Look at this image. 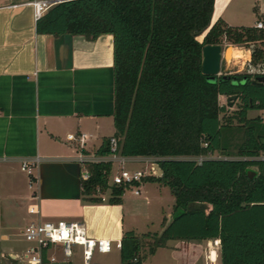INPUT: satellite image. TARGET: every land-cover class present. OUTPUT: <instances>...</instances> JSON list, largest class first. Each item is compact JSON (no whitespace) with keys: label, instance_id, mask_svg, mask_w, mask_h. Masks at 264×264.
<instances>
[{"label":"trees","instance_id":"obj_1","mask_svg":"<svg viewBox=\"0 0 264 264\" xmlns=\"http://www.w3.org/2000/svg\"><path fill=\"white\" fill-rule=\"evenodd\" d=\"M214 0H65L36 20L38 33L113 37L114 136L120 154L154 158L156 179L170 188L172 215L160 233L126 230L120 264H140L143 237L149 254L169 240L219 239L220 264H264V83L235 71L215 80L202 73L205 44L251 46L250 65L264 67V29L232 27L217 19ZM200 42L197 36L207 28ZM235 108L228 110L219 96ZM109 152L105 140L98 154ZM218 153V158L210 157ZM201 157V160H197ZM255 168L253 176L248 170ZM80 180L83 200L100 203L96 187L110 189V204L123 186H108L109 163H91ZM45 252L43 263H46Z\"/></svg>","mask_w":264,"mask_h":264},{"label":"crops","instance_id":"obj_2","mask_svg":"<svg viewBox=\"0 0 264 264\" xmlns=\"http://www.w3.org/2000/svg\"><path fill=\"white\" fill-rule=\"evenodd\" d=\"M32 1L0 0V264H25L12 256L27 246L23 227L37 220L84 222L90 237L110 241L109 250L95 248L91 264H120L123 232L141 231L131 222L126 225L123 197L118 204L83 200V166L78 161L80 153L98 154L115 132L113 37L101 34L90 40L83 35L38 33ZM217 19L232 27H255L257 20L264 22V0H214L211 22ZM251 46H235L246 56L238 71L250 65ZM79 133L86 134L83 148L67 139L68 134ZM33 158L38 162L29 187L20 163ZM30 205H36L39 214L28 213ZM216 240H169L162 248L211 257L210 251L219 253ZM59 249L53 245L47 257L83 264L80 246H74L69 257L58 254Z\"/></svg>","mask_w":264,"mask_h":264},{"label":"built area","instance_id":"obj_3","mask_svg":"<svg viewBox=\"0 0 264 264\" xmlns=\"http://www.w3.org/2000/svg\"><path fill=\"white\" fill-rule=\"evenodd\" d=\"M62 1L65 0H33L30 3L32 6L33 19L36 21L45 13L48 8ZM255 27L264 29V22L262 20H257ZM248 62H250V60ZM67 139L71 141H77L79 147L83 148V144L86 140V134H68ZM108 141L109 152L107 154H79L78 161L83 166V170L80 174L81 180H86L90 176V172L87 169L88 164L98 162L109 163L111 169L107 175L108 186H123L124 188L131 189L133 194L138 195V185L143 181L144 178L147 176H159L158 170L156 168V165L158 164L154 158L147 159L150 160L149 171L147 173H144L138 169H128L125 165L127 162L139 161L143 158L140 159L133 156H124L120 154L118 138L114 135L110 136ZM255 158L264 160V150L261 151ZM37 162L38 159L33 158L23 159L20 163L21 171L25 172L29 177V187H32L34 182L33 169L35 168ZM96 191V195L101 197L102 200H105L103 195L104 191H101L99 186L96 187ZM33 197H35L34 194ZM28 213L39 214L38 207L36 205H30L28 207ZM21 234L24 240L27 242V246L20 252L19 255L12 256V259L20 260L24 263L25 261H28L29 264H44V252L46 259H49L47 262L53 261L54 258L47 257V255L50 248L56 244L61 246L62 253L67 257L72 255V249L74 246H80L83 264H91L93 252L96 247L102 250L110 249L109 240L95 239L90 237L87 234L84 222L81 221H32L23 227ZM215 244H219V242H215ZM118 246H120V244H118ZM209 261L210 264H213L215 259L213 260L211 257H209Z\"/></svg>","mask_w":264,"mask_h":264},{"label":"rangeland","instance_id":"obj_4","mask_svg":"<svg viewBox=\"0 0 264 264\" xmlns=\"http://www.w3.org/2000/svg\"><path fill=\"white\" fill-rule=\"evenodd\" d=\"M222 51H225L231 47H243L244 45H234L229 43L226 40L222 41ZM236 48V47H235ZM240 49V48H237ZM245 60L244 56L237 57L234 60H231L230 63H227L226 58H221L220 63V72L221 74L232 73L238 71L241 61ZM240 71L253 72V73H263L264 67L253 65H244ZM219 102L224 104L228 110H231L234 107L233 103L229 101L226 97L219 98ZM260 115L264 120V111L260 110H250L248 112V117H253ZM111 132V131H110ZM109 132V133H110ZM221 155L218 153L212 154L210 157L218 158ZM201 158H197L199 160ZM150 160H139L132 163H127L126 167L128 169H138L144 173L149 171ZM255 170L254 167L251 168ZM115 170V169H114ZM140 190V195H134L132 190L129 188L124 189L122 197L125 202V222L128 225L130 222L133 225H136L139 231L147 233L160 232L161 221L166 218L169 221L172 215V202L173 196L171 194L170 188L167 185L159 183L156 179H143V181L138 185ZM105 200L109 197V190H106L104 194ZM141 232L139 235H141ZM153 236H147L142 238L144 244L141 249V263L140 264H190L191 261L198 262V264H208L209 256L206 254H201V256H191L187 253H175L167 248H158L154 254H149L147 250V245L152 242ZM214 246V243L210 242ZM204 245V243H203ZM74 248V247H73ZM207 253V248H206ZM58 254H62V250H58ZM205 257V259H204ZM211 258L216 260L213 264H220L219 253L218 251L211 252ZM208 259V260H207ZM26 264H29L28 261H25Z\"/></svg>","mask_w":264,"mask_h":264},{"label":"water","instance_id":"obj_5","mask_svg":"<svg viewBox=\"0 0 264 264\" xmlns=\"http://www.w3.org/2000/svg\"><path fill=\"white\" fill-rule=\"evenodd\" d=\"M216 21V20H215ZM214 21V22H215ZM210 22L209 27L214 23ZM209 27L199 36L197 39L201 42L203 40L204 35L208 31ZM201 69L202 73L207 75L209 79L215 80L218 76L221 75L220 72V63L222 58V45L221 44H205L202 47L201 51ZM255 82L257 83H264V74H258L255 77ZM227 99H235V96H229ZM159 175L161 174V169L158 165H156ZM255 173L254 170L249 169L248 174L249 176H253ZM10 259V257H8ZM50 264H66L62 261H52Z\"/></svg>","mask_w":264,"mask_h":264},{"label":"bare ground","instance_id":"obj_6","mask_svg":"<svg viewBox=\"0 0 264 264\" xmlns=\"http://www.w3.org/2000/svg\"><path fill=\"white\" fill-rule=\"evenodd\" d=\"M242 55L244 56V58H246L245 54H242L237 48H228L226 51L225 49L223 51V56H225L226 61L227 59L232 60V58L241 57Z\"/></svg>","mask_w":264,"mask_h":264}]
</instances>
